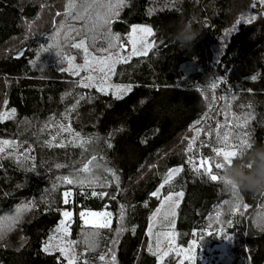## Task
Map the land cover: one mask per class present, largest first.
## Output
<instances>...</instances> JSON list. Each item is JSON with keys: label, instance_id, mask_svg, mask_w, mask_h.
I'll return each instance as SVG.
<instances>
[{"label": "trees", "instance_id": "1", "mask_svg": "<svg viewBox=\"0 0 264 264\" xmlns=\"http://www.w3.org/2000/svg\"><path fill=\"white\" fill-rule=\"evenodd\" d=\"M81 4L82 0H0V113L15 109L12 118L0 121V141L18 145L0 153V226L9 223L3 218L15 216L18 206L34 205L11 230L0 231V264H68L59 252L46 253L43 244L62 210L72 208L108 210L112 217L109 228L73 223L71 234L83 259L76 264H110L113 254L115 264H157L147 251L149 218L160 203V196L151 193L174 167L183 171L162 191H183L177 206V245L186 246L195 237L202 243L215 241L228 233L235 239L231 264H264V190L230 193L220 181L196 173L187 163L190 156L197 163L201 157L220 159L213 152L221 146L215 128L225 123L226 114L233 125L238 122L235 116L249 115L247 126L233 131L246 132L254 146L264 145V4L125 0L100 33L110 28L121 39L132 25H148L155 47L116 65L113 81L130 86L119 98L84 88L71 72L61 70L62 50L73 41L85 40L95 54L108 47L102 35L97 34L94 43L84 30L87 16L73 18L83 11ZM181 21L200 33L183 48L172 39ZM49 43L55 46L50 52ZM213 83L218 86L212 88ZM60 124L70 125L79 137L60 132ZM197 128L203 131L194 150L187 152ZM209 129L211 135L206 134ZM21 153L29 159L17 160ZM93 157L106 161L99 184L63 182ZM65 192L72 193L67 204ZM93 231L100 238L91 251L83 241ZM100 255L106 260L100 261ZM174 259L170 254L159 264H173Z\"/></svg>", "mask_w": 264, "mask_h": 264}, {"label": "snow or ice", "instance_id": "2", "mask_svg": "<svg viewBox=\"0 0 264 264\" xmlns=\"http://www.w3.org/2000/svg\"><path fill=\"white\" fill-rule=\"evenodd\" d=\"M262 4H264V0H260ZM125 4V0H115V3L108 2L104 3L103 0H82V8L83 11L78 12L73 18L74 19H82L85 16H87V19L85 20V31L91 33V39L95 43L97 34H100L103 36V38L107 41V48L100 47L98 50L100 52H107L108 54L106 56L97 57L92 55L89 52L88 47L85 44V40H80L79 43H74L72 45L73 48L76 49H82L83 50V58L84 63L83 64H74L73 61L75 57L71 56H64L63 59L67 61L68 67L62 68V71H70L73 73V75H79L80 70H83L88 73L86 77L82 79V86L84 88H91L95 87L100 92H105L107 85V82L110 78V74H114L115 68L117 64L120 63H127L129 60H131L134 56H141L146 55L148 51L155 47V42H149L148 38L153 36V29L148 26H138L133 25L132 31L129 34L127 43L131 45V51L127 56L121 55V51L125 49V45L123 43H118L120 41L119 34H113L111 33V30L104 33H100V29L108 26L111 24V18L113 16L118 15V10L123 7ZM71 7H75V5H71ZM92 9L93 11H90ZM103 10V11H102ZM59 15V14H58ZM243 19V16L241 17ZM256 17L252 16L251 20H255ZM241 20H237L236 23L239 24ZM246 23H250L251 21H245ZM91 24V27L88 25ZM73 30L71 26H69V31ZM67 35V33H66ZM117 48L118 50L113 53L109 51V49ZM58 55L60 53H57ZM252 79H256L255 76L252 77ZM87 81V82H84ZM99 81V83H96ZM218 85L216 83H213L211 85L212 88H216ZM114 88V94L116 92H121L125 90H130V86H121V85H115V86H109ZM119 98V97H117ZM83 99V98H82ZM212 99H216L215 96L212 97ZM220 99H224V97H220ZM15 115V109H12L10 113H4L0 114V119H10L12 116ZM211 117H209L210 119ZM234 119L238 121L234 125L231 123V121L227 118L225 123L223 125L217 123L216 124V141L220 147L213 148V152L215 153V157L220 158L219 160H213V159H206L201 157L199 162L197 163L194 161L193 157H189L187 163L191 164L193 167V171L203 175L208 176L212 181H220L221 175L219 174H213L212 169L215 168L217 170L224 169L225 165L228 163H231V161L245 148H250L252 146V143L249 141V136L246 132L242 131H233V129H243L247 126L248 119H250L249 115L244 116L243 118L240 116H235ZM222 129H225L221 131ZM59 131L60 132H67L69 134L74 135L75 137H79V133H72L71 126H65L63 124L59 125ZM203 129L197 128L195 129L196 135L192 137V139L189 141L188 146L186 148L187 152H192L195 148V142L197 138L200 136ZM212 130L209 129L206 133L207 135H211ZM59 134V133H58ZM56 138L53 137V140ZM234 141V142H232ZM89 141H79L80 144L87 143ZM74 143L75 142H71ZM60 147H63V144L59 145ZM18 145L16 141L14 140H2L0 141V153H3L5 151V148H17ZM14 154V153H13ZM12 155V154H10ZM17 160L23 159H29V157L26 154L21 153V155H18ZM96 157H93L95 159ZM91 161H88L83 165L81 169L78 170V173L75 177L65 176L62 178L63 182L68 185H79L81 187L87 185L88 187H94L95 185L99 184L101 181V177L94 175L89 170V165ZM57 167H61V165H57ZM183 171L182 167H175L172 169H169L167 172L166 177L163 179V183L159 186V188L152 192L151 195L154 197H158L160 194V189H162L165 185L169 184L176 175L181 173ZM80 173H83L84 175L81 176ZM113 179L118 180V177L113 173ZM65 197L64 203H68V198L71 197V192H65L63 193ZM92 195H98L97 192L93 191ZM101 197L106 195L105 193H99ZM176 197H182L183 193L178 192L175 193ZM179 203V200L173 199L172 195L165 196L163 200H161V207L157 209L155 213H153V216L155 217L157 214H159L162 210L167 209L164 211L163 220L167 221L169 215H175L174 208ZM34 205L29 202L23 205H20L16 209L15 216H8L3 219L7 220L9 223L0 226V231H9L11 228L15 225V223L19 220L22 213L28 211L31 207ZM246 207V206H245ZM237 211L236 208L232 209L233 214H235ZM63 217L65 219L61 220L58 227L56 228V233H59V238L57 236H52L49 238V242H46L44 245V251L50 252V250L59 251L61 256H63L67 261L68 264H76V262L80 259V256L76 254L74 250V245L79 243L78 241L73 240H66L65 237L70 235L69 231V218L71 217L72 213L69 211H64L62 213ZM81 217L83 218L85 215H91L94 217H100L103 219L102 223H96L93 222L91 226L93 228H109L110 222L108 220V217L111 215L107 211H101V212H81ZM217 217H219L220 213L217 212ZM85 223H89L88 221H85ZM231 223V221L229 222ZM120 231H123V229H120ZM172 233L164 232V233H158L156 234V248L159 249L162 244V237L163 239H166L169 241L170 249L169 251H164L161 256L158 257V261L162 262L165 257H168L171 251H175V248L171 247V245L174 243L172 240ZM99 238L100 233L98 231H93L91 233L86 234V238L83 241V243L88 244L89 250L94 251L99 246ZM52 241H57L55 244L52 243ZM192 244L195 245L196 241H192ZM149 251H152V246L149 245ZM115 255L113 254L111 256V262L110 264H115ZM187 259L191 260L193 257L189 256ZM100 261L106 260V255H100L99 256ZM84 264H88L87 261H84Z\"/></svg>", "mask_w": 264, "mask_h": 264}, {"label": "rangeland", "instance_id": "3", "mask_svg": "<svg viewBox=\"0 0 264 264\" xmlns=\"http://www.w3.org/2000/svg\"><path fill=\"white\" fill-rule=\"evenodd\" d=\"M134 25L148 26V25H140V24H134ZM132 26L130 28V31L124 36V38H121L120 42H118V43H123L125 45V49L123 51H121V55H123V56H127L130 53V51H131V45H129L127 43V41H128L129 34L132 31ZM148 41L150 43L152 42L150 37L148 38ZM74 43H79V41H73L70 44V47L68 49H65V50L63 49L62 50L63 52L60 55V59L63 58L64 56H71V57H75V59L73 61L74 64H83L84 63L83 50L82 49L73 48L72 45ZM52 46L55 47L54 44L49 43L47 45V47H46L47 50L48 51L49 50H53ZM86 46L89 49V45L86 44ZM117 50H118L117 48H112L109 51L115 53ZM89 52L92 55L97 56V57L106 56L108 54L107 52L101 53V54H98V53L95 54L92 51H89ZM62 67L63 68H67L68 67V63H67L66 60L62 64ZM87 75H88L87 72H85L83 70H80V74L78 76L77 75H74V76H76L77 77V81L80 84H82V79L84 77H86ZM112 77H113V74H110V78H109V80L107 82V85L105 86L106 90H105V92H102V93H106V94L111 93V94H113L114 96H117V97H120V96H123L124 94H126L128 92V90L121 91V92H116L114 94V88L113 87H109V86H115V85L128 86V85L114 82ZM84 82H87V81H84ZM96 83H99V81H97ZM10 112H11V110L6 108L0 114L10 113ZM3 120H5V119H0V121H3ZM178 192H182L183 193V191L163 193L162 189H160V194H159L160 203H159V205L157 206V208L155 209V211L153 213H155L157 211V209L161 207V200H163V198L165 196L172 195L173 199L174 200L178 199L179 203H180L183 196L182 197H176L175 193H178ZM179 203L174 208L175 215H169L167 221L163 220L164 211H166L167 209L162 210L155 217L152 214L150 216V218H149V223H148V227H147V236H148L147 251L151 255L154 256L155 262L157 264L161 263V262L158 261V257L161 256L164 251H169V249H170L169 241L166 240V239H163V237L161 238L162 239L161 247L159 249L156 248V239H157L156 234L169 232V233L173 234L172 240L174 241V243L171 245V247L175 248V251H171L170 252V254H173L175 256L173 264H196L197 262H199L200 264H231L232 260L234 259V256L232 254V248H233V246L235 244V239H234V237H232L228 233L223 238H219V240H215V241H207L206 243H202L200 241L199 237H195L186 246L177 245L175 224H176V217H177V206L179 205ZM64 211H69V212L72 213V215H71V217L69 218V221H68L69 222L70 235L65 237L66 240L75 241L74 237L71 234L72 233V228H73V223L75 221H79L82 224V226H91V224L93 222H96V223H102L103 222L102 218L94 217V216H91V215H85L82 218L80 213L83 212V211H78V210L76 211L75 208L64 209V210H62V213ZM103 211L109 212L108 210H103ZM92 212H95V211H92ZM96 212H101V211H96ZM85 213H88V212H85ZM61 217H62V220L65 219L62 216V214H61ZM80 218H82V220H80ZM108 220L110 222V227H111L112 226V217H111V215L108 217ZM85 221H88L89 223H85ZM58 225L56 226V228L58 227ZM56 228H55V230H56ZM55 230H54L53 234L50 237L55 235V236H57L59 238L60 234L56 233ZM49 238H48L47 242H49ZM192 241H196V244L193 245ZM56 242L57 241H52L53 244H55ZM149 245L152 246V251H149ZM74 250H75L76 254L80 256V259L78 261L83 262L82 261L83 260L82 259V255H81L82 251L81 250H77V245H74ZM50 251L58 252V251H54V250H50ZM189 256L193 257V259H191V260L187 259V257H189ZM66 262L68 263L67 260H66Z\"/></svg>", "mask_w": 264, "mask_h": 264}, {"label": "clouds", "instance_id": "4", "mask_svg": "<svg viewBox=\"0 0 264 264\" xmlns=\"http://www.w3.org/2000/svg\"><path fill=\"white\" fill-rule=\"evenodd\" d=\"M200 33L187 21H181L172 34L180 47L191 46ZM92 174L99 176L106 171V161L93 159L89 165ZM220 182L224 189L235 194L238 190L257 192L264 190V145L245 148L231 163L225 165Z\"/></svg>", "mask_w": 264, "mask_h": 264}, {"label": "crops", "instance_id": "5", "mask_svg": "<svg viewBox=\"0 0 264 264\" xmlns=\"http://www.w3.org/2000/svg\"><path fill=\"white\" fill-rule=\"evenodd\" d=\"M92 211H93V210H85V212H92ZM83 212H84V211H83ZM95 212H96V211H95ZM62 216H63V215H62ZM61 220H62V217H61L60 221H61ZM80 220H82V218H80ZM60 221H59V222H60ZM59 222H58V224H59ZM58 224H57V225H58ZM57 225H56V226H57ZM44 245H45V243L43 244V249H44ZM58 252H59V251H58ZM47 253H53V252L50 251V252H47Z\"/></svg>", "mask_w": 264, "mask_h": 264}, {"label": "built area", "instance_id": "6", "mask_svg": "<svg viewBox=\"0 0 264 264\" xmlns=\"http://www.w3.org/2000/svg\"><path fill=\"white\" fill-rule=\"evenodd\" d=\"M71 198V197H70Z\"/></svg>", "mask_w": 264, "mask_h": 264}]
</instances>
